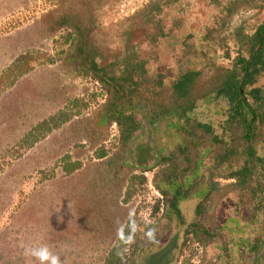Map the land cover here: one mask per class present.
Instances as JSON below:
<instances>
[{
	"label": "rangeland",
	"instance_id": "obj_1",
	"mask_svg": "<svg viewBox=\"0 0 264 264\" xmlns=\"http://www.w3.org/2000/svg\"><path fill=\"white\" fill-rule=\"evenodd\" d=\"M263 24L264 0H0V264H264V51L251 141L219 92Z\"/></svg>",
	"mask_w": 264,
	"mask_h": 264
},
{
	"label": "trees",
	"instance_id": "obj_2",
	"mask_svg": "<svg viewBox=\"0 0 264 264\" xmlns=\"http://www.w3.org/2000/svg\"><path fill=\"white\" fill-rule=\"evenodd\" d=\"M255 40V41H254ZM254 45L253 46H258L257 50L253 52L252 58L249 60L245 58H240L238 61L240 64H242L241 67V75L237 74V71H234L231 73L230 76H226L225 80L222 83V88L220 89L219 92H224L226 96H228L229 101L231 104H233V110L235 111V119H239V122L243 124V128L245 130V139L247 141H251L253 137H255V131L257 129L255 122L259 118V112H257V109H255L253 106L250 105V103L247 102V98L244 93V89L246 84L250 81V70L252 66H254L257 61H260L263 56V51H264V24L260 26L255 34L254 38ZM93 65L97 68L96 62L93 61ZM200 72L198 71H190L183 75L181 79L178 82L177 87L181 91V95H186L189 93L188 87L192 89L194 86V80L197 75H199ZM119 92V90L117 91ZM250 106V112H251V118L248 120V116L246 114L245 107ZM132 118L131 117H122V118H117L116 121L119 123L121 130H122V137L124 139H128L132 132L134 131L135 127L132 125ZM204 126L208 131L211 130L210 125H202ZM251 143H249L250 145ZM248 145V146H249ZM252 152H251V151ZM250 158L253 157V148L252 145H250L247 149V152ZM105 153H102L104 155ZM251 160V159H250ZM248 161V160H247ZM250 162V161H249ZM75 166L70 167V170H73ZM250 167L248 164H246L242 169H239L232 173V176L236 178V180L244 185L245 182L248 180V175L250 174ZM178 194H180V191L178 190ZM177 197H174L173 199V206L177 205ZM201 204H199L196 207V213L200 212L201 210ZM110 264H114V262H111Z\"/></svg>",
	"mask_w": 264,
	"mask_h": 264
},
{
	"label": "clouds",
	"instance_id": "obj_3",
	"mask_svg": "<svg viewBox=\"0 0 264 264\" xmlns=\"http://www.w3.org/2000/svg\"><path fill=\"white\" fill-rule=\"evenodd\" d=\"M149 235H151V233H149ZM121 238L123 239L122 235ZM128 240H131V236L128 237ZM25 252L38 259L40 264H60L59 257L53 254L47 245L26 247Z\"/></svg>",
	"mask_w": 264,
	"mask_h": 264
}]
</instances>
